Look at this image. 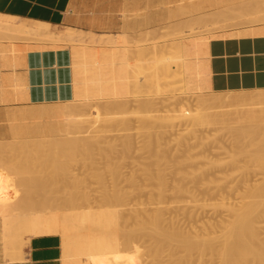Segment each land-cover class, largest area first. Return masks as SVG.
Here are the masks:
<instances>
[{
  "label": "rangeland",
  "instance_id": "rangeland-1",
  "mask_svg": "<svg viewBox=\"0 0 264 264\" xmlns=\"http://www.w3.org/2000/svg\"><path fill=\"white\" fill-rule=\"evenodd\" d=\"M216 1L217 0H162V3L160 5L162 20H161V25L159 27H157L154 30H145L144 32H141L139 36H136V35L127 36L128 40L127 42L124 41V44L123 42H121L120 44L117 43L114 45L113 44L102 45V46H105L106 48H110L113 46L116 48L119 47L118 49H121V48L123 49L122 46H124V48L130 47L129 51L131 52V54L129 51L127 52H129L131 60L129 59V56L127 60H130L128 63L132 64V66L130 67L132 69L128 68L127 78L126 79L124 78L125 80L122 79L124 82L123 81L121 82V79H120L119 81L120 85L122 83H124L125 85L123 84L121 85L123 86L124 90L122 89L121 91H119L117 95L109 96V94H112V92L108 91L110 92L109 94L107 93L108 96H101V94H103L102 90L98 91L96 88L90 89L84 83H80L79 82L80 80L82 81L87 78V79L92 80L93 85L95 87L98 86L97 85L98 81L97 79H95V76H92L91 75L92 73H90L87 70V67H95L97 65L94 63H90V64L84 63L81 65L76 64L75 82H76V86L78 90V94H77L78 98L74 101H76V103L78 102L79 103L76 104L74 101H71V105H73L72 103L74 102L75 106L77 107L79 105H82L84 106L83 107L84 109L90 108L92 109L90 113L91 115L93 114V116L88 115L89 119L88 117H86L87 115L85 116L87 120L86 124H89L88 126L90 125L91 126L90 128L84 130V132H81V133L79 132L76 134L74 133L67 134L66 131L57 132L55 131L57 126H62V123L61 121H59L58 118L54 117V120H52L53 118L50 120V118L49 119H45V118L52 117V116H46V117H42L44 119L39 118L42 120H38V118L36 119L35 117L31 115L33 112L35 111L37 112L39 109H40L39 111L45 110L46 107L48 111H53L55 109H58L54 107L55 104L54 106L53 105H41L43 107H41L40 105L38 106L34 105V108H35L34 111L32 110L33 109L32 106H26V107H21V108L7 109L6 111L0 113V150L2 149V152L4 151L3 153H0V155L2 156L0 157H1V160L3 158L2 160L3 163L6 162L9 165L8 170L7 168L5 169L4 166H6V164L3 165V163L0 160L1 162L0 165H2V167L5 169V171H3L2 174H1L2 170H0V179H3V183L0 184L1 185L0 186V228H1L0 230L2 232V236L6 243L8 242V244H10L11 242L8 239L9 238L8 234L7 233L5 234V231H7V228L5 229L6 226L4 227L5 217H3V215L11 216L18 209L20 211V212L18 211L19 213L17 212L18 214H26L28 212L29 213L34 212V210L37 211L38 209H42L38 211L52 212L54 210L53 212L57 211L59 213L61 212L62 214L63 213L69 214L72 216L83 215L86 212L95 213L97 216L102 213L110 215L108 220L103 221V226L105 227L104 228L105 230L107 231L110 230L111 234L113 232V235L115 237H117L118 235L117 237L118 239L114 237L116 239V242H115V239L113 238L114 242L112 244H105V242H101L104 244L102 245L101 248H99L100 246L98 247V245H94L96 246L94 249H92L93 247L92 248L90 247L89 251L88 250L87 252L84 251L85 253L83 252L81 254L80 252H78L79 254L77 253L78 254L77 255L76 253L73 252L75 255H72L71 257V259H74L72 264H74V262L75 263L81 262V264H222L223 261H224L223 262L224 264L225 263V259H224L225 249L223 253L222 252L223 248L220 249L219 247L223 245L225 241H227V239H225L222 236H226V238L228 237L229 235L228 233L230 232L228 231L227 233L226 229L227 227L228 228L233 227V225L231 224L233 221L229 223L230 222L229 220H234V221L237 220V217L239 216L237 214L240 213L241 211L240 206L242 205L241 204L242 199H243L242 203L244 204L243 216L246 222L252 223L253 226H255L254 228H256L257 226L258 227V229L256 228L257 232H259L258 230L260 228H261L260 231H264V194L259 195L257 193V189H259L260 186L264 185V91L259 90V91H251V92H237L235 93V95L234 93H229V94L224 93L223 95L218 94L217 97L220 96V97L228 98L226 96L228 95L229 97L235 96V98L234 100H232V102L228 104V107L223 109L224 112L220 113V117H218L217 118L218 120H216L218 123L210 120L211 122L214 123L213 124L209 122V120L202 118V114L204 110L203 108H200L201 104H203V102L201 103L200 101H202L201 98L214 99L216 98L217 93L214 94L213 92H210L206 89L204 90L202 89L200 91L199 89L196 90L195 88L197 86H193L194 84L192 85L189 78H186L188 77V74L187 72H185V70L182 73L174 74V73H165L160 68V65L166 64V65H172L171 67L175 70L177 66L176 64H174L175 61L179 63H185V62L187 63V61L189 60L188 58H184V62H183V59L179 58V56H181L184 53L178 52V50L174 49L171 46V44L174 41L181 40V42L184 43L185 41L189 39H193V37H196V36L200 37V35L202 37L205 36L211 39L213 37L220 36L221 34H226L228 32L235 31L237 29L244 28V27H249L251 25L253 27L264 25V21L263 22L259 21L257 22L258 24L257 23H253V24L245 23V22L251 21V19L249 20V18L252 16L254 18L256 17L257 19L259 18V16L264 17L263 16L264 15L263 13L264 12V9H263L264 0H251V3H250V0H247V1L246 0H232V2L229 1L230 2L229 5H228L227 0H225L226 4L224 3V0L219 3ZM252 1L254 2V4H252L253 3ZM255 1H257L258 5L255 4ZM222 2L225 5L223 4L219 5ZM242 3H244L245 5ZM248 3L250 4L248 5ZM235 4L237 7L239 4L240 8L238 7L239 9H236L237 7L235 6ZM226 5H228L230 8L227 7ZM243 5H244V8H243ZM246 5L248 6L249 10L248 8L246 9L245 7ZM251 5L254 7L251 8L252 7ZM225 6L227 7L226 14L228 13V11H229V14H227L224 19L227 18L228 21L223 19L225 13L223 14V16H221L223 20H220V18H217V16H213L217 11L219 12V9L220 11L225 12V10H221L222 8L225 9L224 8ZM232 7L235 8L237 11L239 10L240 13L235 11V9H232ZM254 8H258V9H254ZM230 10H233L231 11L233 14L230 13ZM213 11H215V13ZM241 11H243L244 13L242 12L241 14ZM208 12L210 13V15L211 13H214L213 15H211L213 17H209ZM245 12L247 13L252 12L250 14L251 16H249V14ZM200 14L203 15L202 18L199 17ZM204 14H207L206 15L207 19L205 18V20H204V17H205ZM239 14L241 15L239 16ZM233 15L234 16L238 15V16L233 17ZM230 16H232L233 18ZM254 18L252 19L254 20ZM210 19L215 22L213 24L216 30H214L212 26L213 25L212 21ZM217 19L219 20L217 21ZM262 19L264 20V18ZM215 20L217 21V23L220 21L219 24L220 25L222 24L221 27L219 24L216 23ZM184 21H188V22L185 23ZM193 21H195L196 24L192 23ZM203 21L205 23L206 22L210 23L211 26L210 25L207 26L208 23H206L207 24L206 25L203 23ZM221 21L223 23H221ZM197 22L198 23L200 22L201 24L199 23V25L201 26L202 25L206 26V27L205 26L203 27L204 31L205 30L208 31V27H210L209 31L204 32L201 29L202 28L201 26H199L200 28L198 27ZM230 22L233 24H230ZM190 23H191L190 26H192L190 27V29L192 28V31L189 30L188 28V25ZM193 26L195 29H197L198 27L197 31H199L200 29L199 33L198 32L196 33V31H193L195 30ZM201 30L203 32H201ZM6 31L4 29L3 31L0 30V32H6ZM10 32L12 33V31H9V33ZM188 32L191 34H189ZM212 32L213 34H211ZM68 33L73 34L74 31L70 29ZM18 35L20 36L22 35L23 37L24 34H18ZM228 35H231V33H229ZM22 37H18V38H22ZM116 37L120 38L122 36H119V35L109 36L107 39V42L114 41ZM186 37L187 38L189 37V39H187ZM23 39H29V40L32 39L33 41V37L30 39V36H27V35L26 36L24 35ZM35 39L36 38H34V42H37L40 44L44 43V45H46V43L48 42H54V41L46 40V39H44V41H40L42 39H40L39 41H37L38 39L37 40ZM56 42H61V43H65V44L72 46V44H69L66 41H56ZM82 44H85V43L82 42ZM201 55H204V54H201ZM201 55H200V58L202 57ZM93 58H91V60ZM96 60L101 61L100 59H96ZM116 63L125 64L126 61H122L121 59V60H117ZM142 65H144L146 69ZM138 66L140 67L139 68L140 70L137 69L136 71L135 69ZM130 71L132 74L129 75ZM103 74L105 76L107 72H104ZM104 76H103V79H104ZM116 81L118 80H115L114 82L116 83ZM209 93L210 94L213 93V95L212 94L210 95ZM168 97H173V98L171 99ZM168 100L171 101L172 103L168 102ZM181 100H182V103H184L185 105L180 103ZM81 101H83L82 102L83 104H80ZM144 101L148 104H145ZM84 102L85 104H87V106L89 103H91L93 106L89 105L87 107L84 105ZM101 102H102V105H104L102 107L105 109L107 108L106 109L107 111L102 110V107L99 104ZM68 103L67 105H70ZM141 104H144L145 105L144 107L148 106L147 109L143 108V105L140 106ZM57 105L61 106V104L60 103L56 104V107H59V108H63L64 107L63 105L67 106L66 103L62 104L61 107ZM105 105H108V106H105ZM111 105L112 107L114 106L116 107V108L114 107V109L112 108L113 111L111 110ZM122 105H125L124 108ZM186 105L187 106L189 105V106L187 107ZM98 106L99 108L101 107L100 109L102 111H105L106 113L98 109L97 108ZM184 107L187 109H185ZM189 107L191 108L189 109ZM117 108H119V110ZM125 108H127V110H125ZM21 109L22 111H19ZM28 109L29 110L31 109V111H29ZM97 109L99 110V112H102V114H104L100 116L98 122H97V119H95V117H97L95 116L97 115L95 112L97 111ZM13 111L16 113L15 116H14ZM26 112L27 114H25ZM29 112H32V113H29ZM43 112H46V111H43ZM27 115L29 119L27 117V122H26V118L24 121V117H26ZM32 118H35L36 121L35 120L33 121ZM83 118H80V119H83ZM90 118L92 119V121ZM93 120H96V122L95 121L93 122ZM123 120L125 121L127 120V121L122 122ZM85 121H83L84 125H86ZM32 122H33V125H31ZM15 123L16 124L19 123V125H16ZM25 123L27 125H25ZM39 123L43 125H39ZM44 123H47V124H44ZM29 124L31 126H29ZM114 124L117 128L114 126ZM47 125L50 130H53L54 133L51 131L53 134H51V132L48 133L49 129L47 131L46 129ZM49 125L51 127H49ZM21 127L24 128V131L23 129H21ZM114 128L116 129L114 130ZM13 130L15 131V133L19 131L17 133L18 135L17 134L15 135V133H13ZM43 131L45 133H43ZM55 132L57 134H55ZM22 133L24 134V136H21ZM73 134H74L73 137L75 138L78 137L76 138V140L78 139V142L76 144L77 146H75L76 147L75 150H78V151L81 150L80 148L81 145H83V149L85 146L87 148V144L82 143L83 141L85 142L86 140H88L86 142H89L90 144L92 143L91 140L93 139L94 141L95 137L99 139L97 140L95 138L96 141L94 142L95 143L98 142V143L94 146H92L93 144L92 145L90 144L88 146V149H85V153L88 152V151L86 152V150L90 151L89 153H87V155L88 154L92 155L91 149L95 150L93 151V154H94L93 156L89 157L85 155L87 156V158L89 157L88 159L90 161L88 159L87 160L82 159L83 157H85V156H82L83 151H81L82 153L81 156H79L80 154L79 152L77 153V155L76 154L74 155V157L75 156L82 157L81 159L79 158L78 161H76L77 157H75L76 159H73V160H72L73 157L72 158L70 157L71 159L67 157L68 159H70L69 162L73 161L72 164L68 163L65 160L67 164L66 165L64 164V165L65 166L69 165L71 167L69 168V170L72 169L71 170L72 173L79 175V177L83 179L82 181L78 179V181L80 180L81 182L79 181L77 183L75 182L77 180H73L75 178V175H74V178L71 180L67 178L68 175L67 177L66 175H64L69 181V183H67L68 181L65 180L66 185L68 186L70 182H71V185L74 184L75 186L76 184L77 188H75V190L77 189L76 190L77 192H75V190L73 189V186H71V188H70V185L69 187H63L65 185L63 184V182L65 183V181L63 180L64 176L62 177L60 176V173L58 174V172H61L62 170H64L63 168L65 167V166L61 167L62 164L60 162L62 161L60 160L61 158L59 156L61 152L60 148L62 150V146H63V149H64V146H67L64 149L65 151H67L66 149L68 147H69L68 150L72 149L71 146L73 144L71 145L69 142V139H72V137H68V136H71ZM92 134H94V136ZM118 134L123 138L120 139ZM123 134H126L127 136L126 135L123 136ZM29 135L33 136L34 139ZM38 135L39 137H37ZM48 136L49 137L51 136L52 138L50 137V139H54V140L51 141ZM88 136L91 138H89ZM23 137H26V138L29 137V140L30 138H32L33 141L30 144V142L29 143L27 142L28 138L27 139L24 138V140L26 139L25 141L27 142V144H24ZM40 137L41 138L48 137L47 140L52 142L51 144L49 141H46L44 139L43 140L46 142L41 141V142L46 143V144L44 143L41 144L42 146L43 145L48 146L49 144V149L46 146L40 147L39 146L40 143L38 144V142H36L38 145L35 143L34 140L36 138L37 139L39 138V140H41ZM55 137L56 139L57 138L59 139L56 140ZM83 137L84 139H80ZM150 137H152V139ZM75 138H73V140ZM201 138H202V141H201ZM102 139H103V142H101ZM9 140L12 143H9ZM17 140L18 142L19 141L20 142L16 144ZM126 141H129V142L127 143ZM13 142H14V145H13ZM53 142H56V143L54 144ZM65 143L66 145H64ZM112 143L114 144L112 145ZM9 144H11L12 146H10ZM21 144L23 145V147L25 145L30 144L28 145V147L25 146L21 150L25 149L26 147L27 148L30 147L29 149L31 151V146H32L33 154L34 153L35 154L33 155L31 153V157H29L30 159L24 158L25 156L27 157V155L30 153L23 155L24 153H21L20 152L21 150L19 152L21 153V155L24 156L22 158L19 156L20 154H18V152L15 153L14 151V153L18 154V156L15 155L14 153L13 154L15 156L12 154L11 148L13 147L14 149L15 148L14 146L16 145L18 147L22 146ZM124 144H125V149L127 150H124L123 148ZM35 146H39V148H35V150L40 149V148H45L46 152L47 151L49 152L43 153L44 150L35 151L33 149ZM90 146H91V149H90ZM191 146L193 148H191ZM52 148L54 149L59 148V150L58 149L55 150L57 152L59 151V153H57V155L59 154L58 155L60 158V159L58 158L59 160L53 159L56 153H54L55 151ZM75 150L74 152L72 151L71 152L75 153ZM99 151H101L102 153L104 152V153L102 154ZM126 151L128 153H126ZM40 152H42L43 154L41 153L42 154L41 155ZM63 152L64 151L62 150L61 153ZM4 153H6L5 154L6 156H3ZM52 153L54 154L51 157ZM111 153L113 154V156L110 155ZM160 153H166V156H167L166 159H165V156H162ZM230 153L233 154L235 157V163L232 166H231L232 163L231 164L225 163L231 160L232 155H228ZM107 154H108V157H107ZM38 155L40 157L45 155L46 159H45V156L44 158L42 157L41 159ZM64 155H67V154L64 153ZM159 155H161L162 157L161 156L159 157ZM56 156L55 158H57ZM63 157L64 159H66L65 158L66 156H63ZM112 157H114V159ZM163 157H164V160H163ZM168 158H169V161H168ZM22 159L24 160L22 161ZM52 159L54 160L53 165H52V162H49L50 164L46 163L48 160L51 161ZM95 159L97 161V164L94 161ZM18 160L20 163L18 162ZM107 160H111V161L108 162ZM15 161H17L18 164ZM56 161L58 162L55 164ZM211 161H219V163L224 162L225 165H223L224 163L221 164L223 167L222 169L221 165L219 166L217 162L216 164L218 166L214 165ZM13 162L15 163L13 164ZM23 164L25 166H23ZM54 164L56 165V169L54 168L55 167ZM46 166L50 170L53 167L54 169L53 168L52 169L55 171V173L57 170L59 171H57L56 175L52 176V174H55L54 171L45 170ZM49 166H52V167L50 168ZM57 167L58 168L60 167V168L58 169ZM109 169L110 170L113 169V171H110ZM65 170L68 171L67 169ZM66 171L65 172L63 171L64 174L70 172V171L68 172ZM95 171L98 173L95 174ZM48 172H50V174H48ZM63 172H62V175H63ZM99 172H102L101 175H103L104 177L102 178V180L104 181L97 179L99 177H102L98 175L100 174ZM110 172L114 174H116L117 172L119 174H116V176L112 174L111 176ZM152 172L155 174L158 172H161L164 175V178L166 179L165 181L166 184L164 182V183H160L161 184L160 185L159 184L160 181L158 179H155L156 177H154L155 175ZM146 173H149V174H146ZM150 173L151 175L153 174L152 175L153 178L150 175ZM44 174L49 177V180L45 179ZM57 174L59 178L57 177ZM162 174L158 173V175H161V176ZM94 175L96 176L98 175V177L96 176L94 177ZM51 177L53 179L55 178L56 180L55 179L53 180ZM76 177L79 178L78 176ZM114 177H116L115 181H114ZM132 178L134 179L131 180ZM40 179H42V181ZM1 181L2 180H0V182ZM45 182L47 184L49 183L50 184L47 186ZM26 184H29L28 186H32L31 188L27 187L29 188V190H31L32 188L35 189L37 187L38 190L37 189L35 190L39 191V193H36V195H34L35 193H33L34 191L32 189L31 191L32 195L28 196L30 194H29V190L25 187L27 186ZM115 184L117 186H115ZM162 184H165V185L162 186ZM39 185L41 187H39ZM42 185L43 187L45 185L47 186V187L45 186V190L46 188L47 190L44 191L45 194H47L46 196L43 193L44 189L42 188ZM57 185L58 186L60 185L61 187L60 186L58 187ZM34 186L36 187L34 188ZM49 187L51 188L53 187V188L51 189ZM80 187L82 188V192H83L82 197L84 196V193L85 195L87 193L86 195L87 198L85 200L81 198V191H80L81 188ZM25 188L27 190H25ZM41 188H42V191H41ZM60 188L62 189V191L64 188H66L64 189V191L65 190L66 191L65 192L63 191L64 193H62ZM68 189H71V191L69 192ZM14 191L16 192V194L14 193ZM27 191L28 193H26ZM48 191L49 193H47ZM50 191H51V194L53 193L52 195L50 194ZM71 192H74L75 195L79 199L81 198L82 201L83 200L84 201L82 202L81 200H79V202H82V203L81 204L79 203V206L77 205L76 208L72 207L70 209L71 205L69 208H67L65 204L63 203L68 200L67 198H69L68 196L69 194H71ZM57 193L59 196L57 195ZM105 193L106 194L109 193V196L113 195L115 196V198H118V199L116 200L114 199V201L112 200V202L111 200L107 202V200H105L106 198L104 199V197L108 195H106ZM11 195L12 196L14 195V196L10 198ZM18 197H21L19 199L20 201L26 197L30 199L29 201H31V203H28L29 202L28 199L25 200L26 202L23 199V202L28 205H25L22 201H21L22 202L21 203L22 205H21L20 201H18L16 203L17 205L18 204L19 205L16 206L15 201L18 200ZM38 197H40L41 199ZM46 197H47V200H46ZM57 197L58 198L60 197V198L58 199ZM35 198L37 200H35ZM50 198H52V200ZM44 200H46V202L43 205ZM32 201L35 202V206L37 208H38L37 206L38 204H36L37 201L38 203H41L42 206H45V208H42L41 205H39L40 208L38 209H36V207L34 206L32 207L31 204H34L32 203ZM49 201H51L50 202L51 204L48 203ZM57 201H59V203ZM2 202H6V203H2ZM8 202H10V204ZM225 204L228 206H226ZM231 204L234 206L232 209L234 210L235 208L237 214L234 212L235 210L234 211L230 210L231 212L229 211L228 207H232ZM8 205L11 206V208H8L9 207ZM27 206L31 207L33 210L29 209V207L27 208ZM248 207H252V210H253V207L254 208L256 207V208L254 212L252 211L251 213L249 212ZM22 208L23 209L25 208V209L23 210ZM63 208L64 209L67 208V209L64 210ZM232 211L236 215H233ZM113 215H115V220L117 223H114V221L112 220L111 217ZM156 216L157 218L159 217V219L156 218V220H159V221L158 222L154 221V224H152L149 218L156 217ZM234 217H236V220L233 219ZM148 219L151 222V224L150 222H147ZM226 220H228L229 222ZM159 222L161 224H159ZM155 223L156 225H158V228L159 227L161 228L160 232L157 230V228L155 229L157 230V232H159L157 233L158 235L154 233V229L152 226V225H155ZM237 223L240 224L239 222ZM237 223L236 225H238ZM226 224L228 225L227 227H225ZM229 224L232 225V227ZM223 226L225 229H223ZM240 227L242 226L240 225ZM245 227L250 228V226H244V228ZM238 228L239 226L234 228V230L237 229L236 232L237 231L240 232ZM241 229H243V227ZM174 230L176 232H174ZM177 230H179L180 233L182 232L184 235H187L186 238H183L184 236L181 234L182 237L180 235L181 237L180 240L170 239L172 237L176 238V236L179 234V233L175 234L177 233ZM224 230L228 235L224 234L225 232L224 233L222 232ZM247 230L245 232V229H243L245 233H249V231L247 232ZM249 230H252V229L250 228ZM127 231H132L134 232L133 234H135L133 235V237L135 236L133 238V241L131 239V243H130V238L132 237L131 236L132 233L130 232L127 233ZM171 231H173L174 233ZM170 232L173 233V236L171 235ZM231 232H233V230ZM238 232L237 234L235 233L234 235H238ZM129 233L131 235H128V236H131V237H127V235H124V234H129ZM233 233H230V235L231 234L233 235ZM167 235L168 237L170 235L172 237L168 238ZM243 235L245 238L246 234L244 233L242 235H238L239 236L238 238L240 239L241 237L242 239ZM251 236H253V233ZM259 236H261L262 238H260V240H257L258 239L257 237L255 240V239H252L249 234L250 241L248 238V234L245 239H242V241H239L238 238H233L235 239V241H237V239L239 241V248H238V245L236 246L238 250L235 247V251H239V252H236V255H238L239 253L236 263L235 261H233L234 260L233 258H236V257H232V258L229 257L231 258L233 263L235 264H264V232L262 233V235L259 234ZM125 237L127 238V241H128L127 243L125 241L126 239ZM180 237L177 236V238H180ZM223 238H224V241L222 243ZM15 239L17 240V238L15 237L12 243L14 242L16 244ZM192 241H195V242H192ZM208 241H210V243L213 245L211 246L210 244H207L209 246L207 247L205 242H208ZM231 241L232 239L230 237V239L228 238L227 243ZM235 241H232V242L236 243ZM128 243L131 245L129 246ZM194 243L195 244L197 243L198 246L200 245L199 247H197V249L199 248L198 250L195 248V246L197 245H194ZM227 243H225L224 245L226 246ZM117 244L119 245V247L117 246ZM185 244L187 246L189 245L188 246L189 248L186 247ZM126 245L129 247V249L126 247ZM64 246H65V243H64ZM213 246L215 248L212 249ZM200 247L201 248L203 247V248L200 249ZM204 249L206 250L202 251ZM222 253H223V256H222ZM232 255L234 256V253ZM232 255H228V256H232ZM64 264H71V263L70 262L66 263L64 261Z\"/></svg>",
  "mask_w": 264,
  "mask_h": 264
},
{
  "label": "crops",
  "instance_id": "crops-1",
  "mask_svg": "<svg viewBox=\"0 0 264 264\" xmlns=\"http://www.w3.org/2000/svg\"><path fill=\"white\" fill-rule=\"evenodd\" d=\"M161 3L162 0H0V15L15 24L27 25L33 33L52 38H80L91 44L107 42L109 36L122 33L139 36L145 30L156 29L162 20ZM66 29L74 33L56 32ZM244 29L231 31L236 36L228 32L209 40L207 54L200 58L210 75L206 90L264 91V33L247 36ZM5 35L1 36L0 32V113L33 103L50 105L78 98L71 45L48 42L46 47H39L41 44L32 40L17 39L16 34L8 39ZM20 242L21 239L10 244L15 245L17 254L21 247L24 254H19L24 258L19 255L18 259L16 254L10 258L9 249L16 253L15 248L11 249L13 246L5 242L0 230V264H64V241L60 235L31 236L23 248L18 247Z\"/></svg>",
  "mask_w": 264,
  "mask_h": 264
},
{
  "label": "bare ground",
  "instance_id": "bare-ground-1",
  "mask_svg": "<svg viewBox=\"0 0 264 264\" xmlns=\"http://www.w3.org/2000/svg\"><path fill=\"white\" fill-rule=\"evenodd\" d=\"M221 1H223V0H217L216 2H221ZM228 1V5H229V1H231L232 2V0H227ZM247 1V0H246ZM245 1V2H246ZM215 2V3H216ZM226 1L224 0V3H225ZM244 2V1H243ZM253 2V1H252ZM259 2V1H258ZM214 3V4H215ZM223 2L222 3H220L219 5H221V4H223V5H225ZM247 3V2H246ZM250 3H251V0H250ZM250 3H248V5L250 4ZM217 4V3H216ZM242 4H244V3H242ZM252 4H254V2L252 3ZM255 4H257L258 5V3H257V1H255ZM228 5H226L227 7H229ZM240 5H241V3H240ZM245 5V4H244ZM244 5H243V8H244ZM259 5H260V3H259ZM224 7L225 9H221V10H225V12L224 11H220V9H219V12L217 11L216 13H215V11H213L214 13H211V15H213V16H217V18H220V20H223L225 17H226V15L227 14H229V11H228V13L226 14V8L227 7ZM235 6H236V4H235ZM252 6V5H251ZM234 7V6H233ZM232 7V9H235V8H233ZM237 7V6H236ZM238 7H239V4H238ZM236 8V9H239V8ZM241 7H242V5H241ZM246 7V9L248 8V6L246 5L245 6ZM250 7V6H249ZM254 6H252L251 8H253ZM257 7V6H256ZM261 7V6H260ZM230 8V7H229ZM243 8H241V9H243ZM235 9V11H237ZM240 9V10H241ZM254 9H258V8H254ZM260 9V8H259ZM264 9V8H263ZM262 9V10H263ZM248 10H249V8H248ZM231 11H233V10H230V13L231 14H233ZM251 11H253V10H251ZM259 11V10H258ZM261 11V10H260ZM211 12V11H210ZM237 12H239V10L237 11ZM242 12L243 11H241V14H242ZM255 12V11H254ZM262 12V11H261ZM209 13V12H208ZM225 13V14H224ZM240 13V12H239ZM244 13V12H243ZM245 13H247V12H245ZM252 12H250V13H247V14H249V16H251L250 14H251ZM264 13V12H263ZM222 14V15H221ZM223 14H224V17H223V19L221 18V16H223ZM230 14V15H231ZM238 14V13H237ZM241 14H239V16L241 15ZM246 14V15H247ZM256 14H257V12H256ZM206 15L207 14H204V20H205V18H206ZM210 15V13H209V17H213V16H211ZM263 15V14H262ZM199 16V15H198ZM229 16V15H228ZM236 16V15H235ZM234 15H233V17H235ZM238 16V15H237ZM236 16V17H237ZM243 16H244V14H243ZM254 16H255V14H254ZM264 16V15H263ZM197 17V16H196ZM200 18H202L203 17V15L202 14H200V16H199ZM198 17V18H199ZM208 17V16H207ZM230 17H232V16H230ZM232 17V18H233ZM258 17V16H257ZM261 17V18H260ZM193 18V17H192ZM252 18H254L253 16L252 17H250L249 18V20L251 19V21H248V22H245V23H247V24H249V23H257V22H263L264 20L262 19V18H264V17H262V16H259V18L257 19L256 17V19L254 18V20L252 19ZM189 19H190V17H189ZM197 19V18H196ZM207 19V18H206ZM229 19V18H228ZM237 19V18H236ZM235 19V20H236ZM201 20H203V19H201ZM209 20V19H208ZM211 20V19H210ZM219 19H217V21H218ZM224 20H227V18L226 19H224ZM230 20V19H229ZM262 20V21H261ZM198 21H200V20H198ZM212 21V20H211ZM216 21V20H215ZM217 21H216V23H217ZM228 21V20H227ZM185 23L186 22H188V21H184ZM190 22H191V20H190ZM220 22V21H219ZM219 22L217 23V24H219ZM235 22V21H234ZM192 23H194V24H196L195 23V21H193ZM200 23V22H199ZM199 23L197 22V24H198V27L199 26H201V25H199ZM203 23L204 24H206V23H208V22H204L203 21ZM213 23H215L214 21H212V24ZM221 23H223L222 21H221ZM229 23V22H228ZM236 23V22H235ZM239 23V22H238ZM237 23V24H238ZM244 23V22H243ZM243 23H241V24H243ZM194 24H192V25H194ZM201 24V23H200ZM216 24V25H217ZM230 24H233V23H231L230 22ZM258 24V23H257ZM256 24V25H257ZM175 25H176V23H175ZM180 25V24H179ZM188 25V24H187ZM191 25V23L188 25V28H189V30H191L192 31V28L190 29V27H192V26H190ZM207 25V24H206ZM211 26V24L210 23H208V25L207 26ZM220 25V24H219ZM222 25V24H221ZM221 25H220V27H221ZM197 26V25H196ZM205 25H202L201 27V29L204 31V29H203V27H204ZM213 26V28H214V30H216L215 29V26H214V24L212 25ZM229 26H231V25H229ZM235 26V25H234ZM234 26H232V27H234ZM198 27H197V29H198ZM206 27V26H205ZM218 27V26H217ZM220 27H219V29H220ZM225 27V26H224ZM258 27H260V26H258ZM3 28H5L4 30L6 31V32H8V34H9V31H12V33L10 32V34L8 35V34H6L5 35V32H3V34L5 35V37H6V39H8L7 37H9V36H14L13 34H16V36H18V37H22V35L20 36V35H18V34H24L25 36L27 35V36H30V39L33 37V41H34V38H36L35 40H37V41H39L40 39H42V40H40V41H44V39H46V40H51V41H54V42H56V41H66V42H68L69 44H72V50H73V58L75 59V61H74V63L75 64H79V65H81V64H90V63H94V64H96L97 66H95V67H87V70L90 72V73H92L91 75L92 76H95V79H97V81H98V83H97V85L98 86H94L93 85V82H92V80H90V79H84V80H80L79 82L80 83H84L87 87H89L90 89L91 88H96L98 91H103V94H101V96H108V94L110 93V92H108V91H111L112 92V94H109V96H114V95H117V93L119 92V91H121L122 89H123V86H121L122 84L123 85H125L124 83H122L121 85H120V83H119V81H120V79H121V82L123 81L122 79H126L127 78V72H128V68H130L131 66H132V64H130V63H128L130 60H131V58H130V54H131V52L129 51L130 49V47L129 48H124V46H122L123 47V49L121 48V49H118V48H116V47H110V48H106L105 46H102V45H104V44H120L121 42H123V44H124V41L125 42H127V35H123V33H122V35L120 34L119 36H122V37H116V39L114 40V41H110V42H104V43H91V44H89V43H85L82 39H80V38H69V39H63V38H61V37H59V38H52L50 35H41L40 33H33L31 30H30V28L27 26V25H24V24H15V23H13L12 21H11V19L10 18H7V17H5V16H1L0 15V30H2L3 31ZM193 28H194V26H193ZM200 28V27H199ZM209 28L210 27H208V31H209ZM212 28V27H211ZM223 28V27H222ZM246 28V27H245ZM195 29V28H194ZM197 29H195V30H193V31H196V33L198 32L199 33V31H200V29H199V31H197ZM244 29V28H243ZM72 30V29H71ZM201 30V32H203ZM245 31H246V33H247V36H248V34H250L251 33V35H253L252 33H256V32H259V33H264V25H262V27H260V28H256V26L255 27H253L252 25L251 26H249V29L248 30H246V29H244ZM68 31H70V29H66L65 31H56V32H58V34H60V35H62L63 33H65V32H68ZM72 31H74V30H72ZM208 31H204V32H208ZM212 31V30H211ZM242 32V31H241ZM240 31L238 32V33H241ZM189 33V32H188ZM218 33H220V32H218ZM50 34H52V33H50ZM189 34H191V33H189ZM189 34H187V35H189ZM211 34H213V32L211 33ZM235 35L236 34V32H231V35ZM4 35H2V32H1V36H4ZM8 35V36H7ZM24 35H23V37L22 38H24ZM128 35H129V33H128ZM205 35H206V33H205ZM246 35V34H245ZM251 35H249V36H251ZM194 36V35H193ZM236 36V35H235ZM240 36V35H239ZM243 36V35H242ZM18 37H17V39H18ZM12 37H10V39H11ZM26 38H28V37H26ZM187 38V37H186ZM185 38V39H186ZM222 38V37H221ZM9 39V40H10ZM187 39H189V37L187 38ZM12 40H15L14 38H12ZM20 40V39H19ZM32 40V39H31ZM209 40H210V38H207V37H205V36H201L200 35V37H198V36H196V37H193V39H189V40H187V41H185L184 43L183 42H181V40L179 41H174L172 44H171V46L174 48V49H176V50H178V52H183L184 54H182L181 56H179V58H181V59H183V62H184V58H188L189 60L187 61V63L185 62V63H179V62H177V61H175V63L174 64H176L177 66H176V68H175V70L171 67L172 65H160V68L165 72V73H182L184 70H185V72H187V74H188V77H186V78H189V80L191 81V83H192V85L193 86H197L195 89L197 90V89H199V91L200 90H204L205 88H208V85H207V77L208 76H210L209 74L207 75V71H206V68L202 65V64H204V63H200V62H202V60L200 59V55L201 54H207V53H205V52H207L208 50V48H207V45H208V43H209ZM93 41V40H92ZM82 42L83 43H85V44H82ZM34 44V43H33ZM40 44V43H39ZM42 44V43H41ZM47 44V43H46ZM97 44V45H96ZM128 44H129V42H128ZM15 45V44H14ZM36 45V44H35ZM49 45V44H48ZM51 45H53V44H51ZM51 45H49V46H51ZM64 45H66V44H64ZM63 46V45H62ZM67 46V45H66ZM39 47H46V46H44V43L41 45V46H39ZM48 47V46H47ZM53 47V46H52ZM58 47H60V46H58ZM37 48V47H36ZM54 48V47H53ZM61 48V47H60ZM29 49H31V48H29ZM28 49V50H29ZM32 49H34V48H32ZM38 49V48H37ZM41 49H43V48H41ZM127 51H129L130 52V54H129V52H127ZM132 51V50H131ZM129 54V55H128ZM128 56H129V59L130 60H127L128 59ZM132 56V55H131ZM201 56H203V55H201ZM207 56V55H206ZM94 57V58H93ZM91 58H93L92 60H91ZM84 61H83V60ZM96 59H100L101 61H98V60H96ZM122 59V61H126V63L124 64V63H122V64H118V63H116V61L117 60H121ZM201 61H200V60ZM204 59V58H203ZM82 60V61H81ZM187 60V59H186ZM87 61V62H86ZM109 62H111V63H109ZM109 63V64H108ZM132 63V62H131ZM207 65V64H206ZM145 69H146V67L144 66V65H142ZM140 67L138 66L135 70L137 71V69H139ZM130 69H132V68H130ZM129 69V70H130ZM140 70V69H139ZM143 70V69H142ZM104 72H107V74H105V76H104ZM209 73V72H208ZM126 74V75H125ZM130 74H132L131 73V71H130V73H129V75ZM123 75V76H122ZM103 76H104V79H103ZM129 78V77H128ZM124 79V80H125ZM210 79V78H209ZM115 80H118V81H116V83L117 84H119V85H117L114 81ZM124 82V81H123ZM208 83H209V80H208ZM211 85V84H210ZM26 86V85H25ZM103 87H104V89H103ZM26 88V87H25ZM74 88H75V86H74ZM124 90V89H123ZM105 92H106V94H105ZM210 92H212V91H210ZM228 92V91H227ZM108 93V94H107ZM205 93V92H204ZM208 93V92H207ZM234 93V92H233ZM200 94V93H199ZM201 94H203V93H201ZM210 94V93H209ZM212 95H213V93H211ZM210 94V95H211ZM215 94V93H214ZM218 94H224V92L222 93H217V95H216V98H214V99H205V98H201L202 99V101H200L201 103L203 102V104H201V106H200V104H199V106H200V108H203V114H202V118H204V119H207V120H209V122H211L210 120H212V121H214V122H216V123H218L216 120H218L217 118L218 117H220V113L221 112H224V108H226V107H228V104L230 103V102H232V100H234V98H235V96H232V97H229L228 95H226L228 98H226V97H217L218 96ZM227 94H229V92L227 93ZM119 95H120V93H119ZM234 95H235V93H234ZM204 96V95H203ZM117 97V96H116ZM168 98H173V97H168ZM187 98V97H186ZM164 99H166V98H164ZM200 99V100H201ZM22 100V99H21ZM26 100V99H25ZM113 100H115V99H113ZM119 100V99H118ZM186 100V99H185ZM101 101V100H100ZM105 101V100H104ZM165 101V100H164ZM187 101V100H186ZM185 101V102H186ZM75 103H76V101H74ZM72 103L73 105H71V102L70 103H68V102H65L66 103V105H67V103L68 104H70V105H67V106H65V105H63L64 107L63 108H59V107H56V103H55V106H54V104H50V105H53L55 108H58V109H55V110H53V111H48V109H47V107H46V109L45 108H43V109H45V110H43V111H46V112H43L42 110L41 111H35V112H33L34 111V103L32 104V105H30V106H32L33 107V113L32 112H29V113H32L31 115L33 116V117H35L36 119L38 118V120H42V119H44V118H42V117H46V116H52V117H47V118H45V119H49L50 118V120L52 119V120H54V117L55 118H58L59 119V121H61V123H62V126H57V128H56V130L55 131H57V132H62V131H66V133L68 134V133H74V134H76V133H81V132H84V130H86V129H88V128H90V126H88L89 124H86L87 123V120H86V117H88V115H90V116H93V114L91 115V110L92 109H90V108H83L84 106H82V105H79L78 107L77 106H75V103ZM83 101H81L80 102V104H83L82 103ZM145 102V101H144ZM149 102V101H148ZM168 102H171V101H169L168 100ZM199 102V103H200ZM79 103V102H78ZM78 103H76V104H78ZM89 103V102H88ZM110 103V102H109ZM112 103V102H111ZM113 103H114V101H113ZM152 103H154V102H152ZM164 103V102H163ZM172 103V102H171ZM180 103L181 104H184V103H182V100L180 101ZM58 104V103H57ZM61 104V106H62V104H64V103H60ZM100 105H101V107L102 106H104V105H102V102L101 103H99ZM105 104V103H104ZM145 104H148V103H146L145 102ZM151 104V103H150ZM149 104V105H150ZM186 104H188V103H186ZM195 104V103H194ZM37 104H35V106H36ZM44 105V104H43ZM48 105V104H47ZM84 105L85 106H87V104H85V102H84ZM89 105H92L91 103H89L88 104V106ZM97 105V104H96ZM120 105H121V103H120ZM143 105V108H146L147 109V107H144L145 105L144 104H141L140 106H142ZM152 105H154V104H152ZM151 105V106H152ZM185 105V104H184ZM193 105V104H192ZM196 105V104H195ZM38 106V105H37ZM41 106V105H40ZM39 106V107H40ZM57 106H60V105H57ZM60 106V107H61ZM82 106V107H81ZM87 106V107H88ZM93 106V105H92ZM105 106H108V105H105ZM123 106V108H124V106L125 105H122ZM150 106V107H151ZM169 106V105H168ZM187 106V105H186ZM189 106V105H188ZM187 106V107H188ZM198 106V105H197ZM196 106V107H197ZM39 107H37V108H39ZM41 107H43V106H41ZM40 107V108H41ZM100 107V108H101ZM115 107V106H114ZM114 107H112V105H111V110H112V108L114 109ZM119 107V106H118ZM149 107V108H150ZM181 107H182V105H181ZM51 108H52V106H51ZM98 109H100L99 108V106L97 107ZM116 108V107H115ZM122 108V109H123ZM185 108V107H184ZM191 107H189V109H190ZM42 109V108H41ZM97 109V111H95L96 112V114L97 115H95V116H97V117H95V119H97V122H98V120H99V118H100V116L101 115H104V114H102V112H105V111H107L105 108H103L102 107V110H105V111H102L101 109V111L102 112H99V110ZM109 109V108H108ZM118 110H119V108H117ZM121 109V108H120ZM129 109V108H128ZM145 109V110H146ZM185 109H187V108H185ZM188 109V110H189ZM24 110V109H23ZM29 110V109H28ZM125 110H127V108H125ZM149 110V109H148ZM160 110V109H159ZM187 110V111H188ZM19 111H22V109L21 110H19ZM27 111V110H26ZM29 111H31V109L29 110ZM48 111V112H47ZM113 111V110H112ZM147 111V110H146ZM191 111V110H190ZM14 112V111H13ZM95 112H94V114H95ZM23 113V112H22ZM21 113V114H22ZM106 113V112H105ZM118 113V112H117ZM25 114H27V112L25 113ZM24 114V115H25ZM109 114H110V112H109ZM119 114V113H118ZM13 115V114H12ZM16 115V113L14 112V116ZM87 115V116H86ZM20 116V115H19ZM22 116V115H21ZM81 116V117H80ZM86 116V117H85ZM27 117H28V115L26 116V117H24V121H25V118H26V122H27ZM79 117V118H78ZM84 117V118H83ZM35 118H32V120L34 121H36V119ZM39 118H42V119H39ZM80 118H83V119H80ZM92 118V117H91ZM90 118V119H91ZM124 118V117H123ZM22 119V118H21ZM28 119H29V117H28ZM57 119V120H58ZM88 119H89V117H88ZM94 119V118H93ZM108 119V118H107ZM126 119V118H125ZM162 119V118H161ZM31 120V119H30ZM31 120V121H32ZM38 120H37V122H38ZM82 120V121H81ZM86 120V121H85ZM129 120V119H128ZM147 120V119H146ZM44 121V120H43ZM79 121H81V122H79ZM83 121H85V124L86 125H84V123H83ZM90 121V120H89ZM91 121H92V119H91ZM96 122V120H93V122ZM101 121V120H100ZM116 121V120H115ZM119 121V120H118ZM125 120H123L122 122H124ZM127 121V120H126ZM125 121V122H126ZM149 121H151V120H149ZM46 122V121H45ZM53 122V121H52ZM110 122V121H109ZM135 122V121H134ZM148 122V121H147ZM160 122V121H159ZM163 122V121H162ZM161 122V123H162ZM21 123V122H20ZM31 123V122H30ZM34 123H36V122H34ZM42 123V122H41ZM48 123V122H47ZM47 123H44V124H47ZM61 123H59V124H61ZM89 123H91V122H89ZM103 123V122H102ZM112 123V122H111ZM115 123V122H114ZM211 123H213V122H211ZM16 124V123H15ZM50 124H51V122H50ZM54 124V123H53ZM59 124H57V125H59ZM117 124V123H116ZM214 124V123H213ZM13 125V124H12ZM16 125H19V123H17ZM15 125V126H16ZM25 125H27L26 123H25ZM25 125H24V127H25ZM31 125H33V122H32V124ZM30 124H29V126H31ZM36 125H38V124H36ZM39 125H43V124H40L39 123ZM55 125V124H54ZM94 125V124H93ZM122 125H124V124H122ZM126 125H128V124H126ZM151 125V124H150ZM11 126V125H10ZM20 126H21V124H20ZM100 126V125H99ZM114 126H115V124H114ZM113 126V127H114ZM49 127H51L50 125H49ZM95 127V126H94ZM111 127V126H110ZM116 127V126H115ZM20 128V127H19ZM93 128V127H92ZM117 128V127H116ZM116 128H114V130L116 129ZM124 128V127H123ZM133 128V127H132ZM21 129H23V131H24V128H22L21 127ZM47 131H48V125H47ZM119 129V128H118ZM11 130V129H10ZM44 130V129H43ZM124 130V129H123ZM129 130H130V128H129ZM181 130V129H180ZM53 132V130H50L49 129V131H48V133L49 132ZM12 132V131H11ZM19 132V131H18ZM17 132V133H18ZM51 132V134H53ZM87 132V131H86ZM13 133H15V131L13 130ZM17 133H15V135L17 134ZM43 133H45L44 131H43ZM65 133V132H64ZM89 133V132H88ZM91 133V132H90ZM55 134H57L56 132H55ZM62 134V133H61ZM74 134L73 135H71V136H68V137H72V139H69V142H70V144L72 145V146H74V147H72L71 146V148L73 149H71V150H68L69 149V147L66 149L67 151H65L64 149L67 147V146H64V149H63V146H62V150L64 151L63 153H61L62 152V150H61V148H60V158H59V156L57 155V153H59V151L57 152V151H55V150H59V148H57V149H54V148H52L55 152L54 153H56V155H54V160L56 159V160H61L62 162H60L62 165H61V167H63V166H65L66 164H67V162L68 163H73V161H70L69 162V160L72 158V160L73 159H76L75 157H77V159H76V161H78V159L80 158H82V157H78V156H75L74 157V155L76 154L77 155V153L79 152L80 154H79V156H81V151H83V155L82 156H85V155H87V153H89L90 151L89 150H86V152L87 153H85V149H88V146L91 144H93L92 146H94V145H96L98 142H94V141H96L95 140V138H94V141H93V139L91 140V142L92 143H90L89 144V142H86V141H88V140H86L85 142L83 141L82 143H84V144H87V148H86V146L84 147V149H83V145H81V150L80 151H78V150H75L76 149V147L75 146H77L76 144H77V142H78V139L76 140V138H78V137H73L74 136ZM18 135V134H17ZM93 136H94V134H92ZM119 135V134H118ZM126 134H123V136H125ZM152 135V134H151ZM12 136H13V134H12ZM21 136H24V134L22 133V135ZM25 136H26V134H25ZM29 136H31V135H29ZM45 136H46V134H45ZM52 136V135H51ZM50 136V137H51ZM53 136H55V135H53ZM57 136V135H56ZM78 136V135H77ZM113 136V135H112ZM127 136V135H126ZM159 136V135H158ZM32 138H33V136H31ZM34 137H36V136H34ZM37 137H39V135L37 136ZM42 137V136H41ZM40 137V139L41 140H39V138L37 139H35L34 141H35V143L36 142H38V144L40 143V147H45L44 145L42 146L41 144H43L44 142H46V141H49V140H47V138L49 137H44V138H41ZM50 137H49V139H50ZM61 137V136H60ZM63 137V136H62ZM65 137V136H64ZM85 137H87V136H85ZM89 137V136H88ZM117 137V136H116ZM204 137V136H203ZM15 138H17V137H15ZM20 138H22V137H20ZM24 138H26V137H23V140H24ZM28 138V140H27V142L29 143L30 142V144H31V142L33 141L32 140V138H30V140H29V137H27ZM26 138V139H27ZM46 138V139H45ZM52 138V137H51ZM73 138H75L74 140H73ZM89 138H91V137H89ZM119 138L121 139V138H123V137H121L120 135H119ZM151 139H152V137H150ZM149 138V139H150ZM155 138V137H154ZM25 139V140H26ZM34 139V138H33ZM46 140V141H44V140ZM55 139H56V137H55ZM57 139H59V138H57ZM56 139V140H57ZM63 139V138H62ZM80 139H84V137L83 138H80ZM79 139V140H80ZM86 139V138H85ZM97 140H99L98 138H96ZM118 139V138H117ZM126 139V138H125ZM130 139V138H129ZM161 139V138H160ZM23 141V143L24 144H27V142L26 141ZM38 140V141H37ZM51 141L52 140H54V139H50ZM55 140V141H56ZM67 140V139H66ZM90 140V139H89ZM101 140V139H100ZM105 140V139H104ZM127 140V139H126ZM132 140V139H131ZM155 140V139H154ZM41 141H44V142H41ZM51 141H49L51 144H52V142ZM122 141V140H121ZM125 141V140H124ZM123 141V142H124ZM134 141V140H133ZM201 141H202V138H201ZM20 142V141H19ZM18 142V140L16 141V144L17 143H19ZM26 142V143H25ZM67 142V141H66ZM95 144H94V143ZM101 142H103V139H102V141ZM113 142V141H112ZM127 143L129 142V141H126ZM6 143V142H5ZM8 143V142H7ZM9 143H12L10 140H9ZM54 144L56 143V142H53ZM80 143H81V141H80ZM100 143V142H99ZM125 143V142H124ZM131 143V142H130ZM134 143V142H133ZM146 143V142H145ZM155 143H156V141H155ZM4 144V143H3ZM30 144H28V145H30ZM37 144V143H36ZM37 144V145H38ZM44 144H46V143H44ZM50 144V145H51ZM58 144H59V142H58ZM58 144H57V146H58ZM68 144V143H67ZM70 144H69V146H70ZM114 143H112V145H113ZM202 144V143H201ZM8 145V144H7ZM10 146H12L11 144H9ZM13 145H14V142H13ZM22 145V144H21ZM28 145H25V146H27L28 147ZM64 145H66V143L64 144ZM155 145V144H154ZM203 145V144H202ZM9 146V147H10ZM17 146V145H16ZM16 146H14L15 148V150L13 149V147L11 148V152H12V154L14 153V151H15V153H17L18 152V154H20L19 156L22 158V157H24L23 155H26V154H28V153H30V154H28L27 155V157L25 156L24 158H28V159H30L29 157H31V153L33 154V151H32V146H31V151H30V147L29 148H25V149H23V150H21L22 148H24L23 147V145L22 146H19V147H21V148H19L18 146H17V148H16ZM39 146H35L33 149L35 150V148H39ZM80 146V145H79ZM124 147V150H127V149H125V144L123 145ZM127 146V145H126ZM148 146V145H147ZM146 146V147H147ZM150 146V145H149ZM157 146V145H156ZM155 146V147H156ZM46 147H48V149H49V144H48V146H46ZM128 147V146H127ZM97 148V147H96ZM115 148H116V146H115ZM191 148H193L192 146H191ZM191 148H190V150H191ZM8 149V148H7ZM12 149H13V151H12ZM90 149H91V146H90ZM157 149V148H156ZM10 150V149H9ZM21 150V151H20ZM25 150V151H24ZM37 150H40V151H42V150H44L43 151V153L45 152V153H47V152H49V151H47L46 152V149L45 148H40V149H36L35 151H37ZM74 150H75V153H72V152H74ZM159 150V149H158ZM1 152L0 153H3L2 152V149L0 150ZM24 153L23 155H21V153ZM24 151V152H23ZM27 151V152H26ZM28 151H30V152H28ZM50 151H52V150H50ZM72 151V152H71ZM77 151V152H76ZM91 151H92V155L90 154H88L87 156H89V157H91V156H93L94 154H93V151H95V150H92L91 149ZM107 151H109V150H107ZM161 151V150H160ZM9 152V151H8ZM10 152V153H11ZM26 152V153H25ZM70 152V153H69ZM99 152H101V151H99ZM113 152V151H112ZM116 152V151H115ZM9 153V154H10ZM14 153V154H15ZM42 152H40V154H41ZM42 153V154H43ZM51 153V152H50ZM54 153H52L51 154V157L53 156V154ZM64 153H66L67 155H64ZM69 153V154H68ZM85 153V154H84ZM102 153V152H101ZM104 153V152H103ZM102 153V154H103ZM108 153V152H107ZM124 153V152H123ZM126 153H128L127 151H126ZM229 153V152H228ZM6 153H4V155L3 156H6L5 155ZM13 154V155H14ZM18 154H15V155H17L18 156ZM35 154V153H34ZM33 154V155H34ZM41 154V155H42ZM101 154V155H102ZM125 154V153H124ZM162 156H165V159H166V153H160ZM163 154H165V155H163ZM14 155V156H15ZM30 155V156H29ZM66 156L65 158L66 159H64V157L63 156ZM111 156H113V154L111 153L110 154ZM161 155H159V157L161 156ZM228 155H232V157H231V160H229V162H225V163H229V164H231V166L235 163V157H234V155L233 154H228ZM1 156V155H0ZM16 156V157H17ZM39 156V155H38ZM37 156V157H38ZM45 156V155H44ZM44 156H42L43 158H44ZM55 156L57 157V158H55ZM63 157V159H62V157ZM87 156H85V157H83L82 159H84V160H87L88 158H87ZM104 156H106V155H104ZM161 156V157H162ZM2 157V156H1ZM1 157H0V160H1ZM40 157V156H39ZM42 157H40L41 159H42ZM67 157H71L70 159H68ZM107 157H108V154H107ZM106 157V158H107ZM110 157V156H109ZM5 158V157H4ZM59 158V159H58ZM86 158V159H85ZM113 159H114V157H112ZM229 158V157H228ZM7 159H8V157H7ZM12 159V158H11ZM45 159H46V156H45ZM52 159V160H53ZM2 160H3V158H2ZM2 160H1V162H2ZM5 160V159H4ZM13 160V159H12ZM21 160V159H20ZM24 159H22V161H23ZM47 161L46 163H49V162H52V165H53V163H54V160L53 161ZM67 162H66V161ZM89 160V159H88ZM163 160H164V157H163ZM9 161V160H8ZM22 161H21V163H22ZM45 161V160H44ZM80 161V160H79ZM90 161V160H89ZM95 162H96V164H97V161H96V159L94 160ZM108 162L109 161H111V160H107ZM168 161H169V158H168ZM222 161V160H221ZM224 161V160H223ZM1 162H0V164H1ZM16 163H17V161H15ZM15 162H13V164L15 163ZM18 162H19V160H18ZM58 161H56L55 162V164L57 163ZM64 162V163H63ZM66 162V163H65ZM93 162V161H92ZM214 165H216V166H218L217 164H216V162L219 164V166L221 165V164H223V163H219V161H211ZM215 162V163H214ZM3 163V162H2ZM20 163V162H19ZM225 163L223 164V165H225ZM4 164H6V166H4L5 167V169L7 168V170H8V168H9V165L6 163V162H4L3 163V165ZM18 164V163H17ZM44 164V163H43ZM50 164V163H49ZM54 164V165H55ZM65 164V165H64ZM95 164V165H96ZM107 164V163H106ZM114 164V163H113ZM94 165V166H95ZM108 165V164H107ZM17 166V165H16ZM22 166V165H21ZM23 166H25L24 164H23ZM60 166V165H59ZM93 166V167H94ZM0 167H2V165H0ZM13 167V166H12ZM27 167V166H26ZM50 168L52 167V166H49ZM67 167V168H66ZM96 167V166H95ZM117 167V166H116ZM221 167H222V165H221ZM220 167V168H221ZM11 168V167H10ZM53 168V167H52ZM51 168V170L49 169V168H47V166L45 167V170H49V171H54L53 169L55 168L56 169V165H55V167L52 169ZM58 168V167H57ZM60 168V167H59ZM58 168V169H59ZM69 168H71L69 165H67V166H65L63 169L64 170H60L61 172H58V174L60 173V176H64V175H66V177H67V175H68V177L67 178H69L70 180L71 179H73L74 178V175H75V178L73 179V180H77V181H75V182H79L80 180L82 181L83 179H81L80 177H79V175H77V174H74V173H72V169H70L69 170ZM219 168V167H218ZM5 169L2 167V168H0V170H2V172H1V174L3 173V171H5ZM15 169V168H14ZM43 169H44V167H43ZM65 169H67L68 171H70V172H68V171H66ZM97 169V168H96ZM222 169H223V167H222ZM221 169V170H222ZM20 170V169H19ZM110 170V169H109ZM108 170V171H109ZM150 170V169H149ZM219 170V169H218ZM57 171H59V170H57ZM57 171H56V173H57ZM66 171V172H68V173H66V174H64V172ZM100 171V170H99ZM110 171H113V169H111ZM119 171H120V169H119ZM62 172H63V175H62ZM115 172V171H114ZM148 172H150V171H148ZM53 173V172H52ZM54 173H55V171H54ZM56 173L55 174H52V176L53 175H56ZM69 173H70V175H69ZM96 173H98V172H96L95 171V174ZM100 174H98L99 176H102V177H99V178H97L98 180H102V178H104L103 177V175H101V173L102 172H99ZM111 173V172H110ZM153 173V172H152ZM159 174H162L161 172H158ZM158 173H153L155 176L154 177H156L155 179H158L157 181L159 182V184L160 183H164L165 181H166V179L164 178V175L162 174V176L161 175H158ZM48 174H50V172H48ZM58 174H57V177H58ZM72 174V175H71ZM79 174H80V172H79ZM82 174V173H81ZM112 174L113 175H115L116 176V174H119V173H117L116 172V174H114V173H111V176H112ZM146 174H149V173H146ZM152 174V175H153ZM45 175V174H44ZM98 175L96 176V175H94V177L96 176V177H98ZM150 175H151V173H150ZM151 175V176H152ZM47 175H45V179L47 180H49V177L47 176ZM50 176V175H49ZM70 176V177H69ZM76 176H78L79 178H77ZM148 176V175H147ZM55 177V176H54ZM65 177V176H64ZM64 177H63V180L65 181H68V179L65 177V179H64ZM72 177V178H71ZM119 177V176H118ZM41 178V177H40ZM52 178V177H51ZM59 178V177H58ZM77 178V179H76ZM101 178V179H100ZM115 178L116 177H114V181H115ZM120 178V177H119ZM135 178H136V176H135ZM152 178H153V176H152ZM43 179H44V177H43ZM53 179V178H52ZM55 179V178H54ZM53 179V180H54ZM78 179H80L79 181H78ZM134 178H132L131 180H133ZM0 180H2L1 182H0V184H2L3 183V179H0ZM41 181H42V179H40ZM51 180V179H50ZM56 180V179H55ZM61 181V180H60ZM59 181V182H60ZM66 181H65V183L63 182V184H65L63 187H69V185H70V188H71V186H73V189L75 190V188H77L76 187V184H75V186H74V184L73 185H71V182H70V184L67 186L66 185ZM80 181V182H81ZM102 181H104V180H102ZM5 182V181H4ZM47 182H49V181H47ZM132 182H134V181H132ZM32 183V182H31ZM42 183V182H41ZM51 183H53V182H51ZM55 183H56V181H55ZM61 183V182H60ZM67 183H69V181L67 182ZM104 183V182H103ZM43 184V183H42ZM45 184L48 186L49 184H47L46 182H45ZM165 184H166V182H165ZM165 184H162V186L163 185H165ZM27 186H25L26 188L27 187H32V186H28L29 184H26ZM45 185V186H46ZM161 185V184H160ZM1 186V185H0ZM45 186L43 187V185H42V188L44 189L43 190V193L45 194V192L44 191H46L47 190V188H46V190H45ZM46 186V187H47ZM58 186V185H57ZM60 186V185H59ZM58 186V187H59ZM115 186H117L116 184H115ZM5 187V186H4ZM22 187H24V186H22ZM36 186H34V188H35ZM39 187H41L40 185H39ZM61 187V186H60ZM62 187V188H63ZM2 188V187H1ZM25 188V190H29V188H27L26 189ZM42 188H41V191H42ZM49 188H51V187H49ZM53 188V187H52ZM51 188V189H52ZM56 188V187H55ZM81 188V187H80ZM33 189V188H32ZM32 189L31 190H29V194L30 195H28V194H26V195H28V196H31L32 195V193H31V191H32ZM35 189H37V187L35 188ZM35 189H33V193H35L34 195H36V193H39V191H37V190H35ZM57 189V188H56ZM61 189V188H60ZM64 189H66V188H64ZM64 189H63V191H64ZM49 190V189H48ZM54 190V189H53ZM69 190V192L71 191V189H68ZM77 190V189H76ZM75 190V192H77ZM24 191V190H23ZM36 191V192H35ZM40 191V192H41ZM55 191H57V190H55ZM62 191V189H61V192L62 193H64ZM81 198L82 199H86L87 198V193H86V195H85V193H84V196L82 197V188H81ZM118 192V191H117ZM14 193L16 194V192L14 191ZM20 193V192H19ZM23 193V192H22ZM26 193H28V191L26 192ZM47 193H49V191L47 192ZM58 193H60V192H58ZM58 193H57V195H58ZM257 193L259 194V195H261V194H264V185H262V186H260L259 187V189H257ZM21 194V193H20ZM24 194V193H23ZM42 194V193H41ZM50 194H51V191H50ZM53 194V193H52ZM51 194V195H52ZM55 194V193H54ZM69 194V193H68ZM67 194V195H68ZM106 194V193H105ZM47 194H45V196H46ZM106 195H108V196H105L104 197V199L105 200H107V202H109L110 200H111V202H112V200L114 201V199L116 200V199H118V198H115V196H113V195H110L109 196V193H107ZM114 195H115V193H114ZM14 196V195H13ZM12 195H11V197L10 198H12L13 197ZM38 196V195H37ZM40 196V195H39ZM44 196V197H45ZM48 196H50V195H48ZM59 196V195H58ZM60 196H61V194H60ZM119 196V195H118ZM52 197V196H51ZM56 197V196H55ZM64 197H66V196H64ZM69 198H67L68 200L67 201H65L64 203H63V201H62V203L63 204H65V206L67 207V208H69L70 207V205H71V207H70V209L73 207H77V205L79 206V203L81 204L83 201H82V199L80 198H78L76 195H75V193L74 192H71V194H69V196H68ZM117 197V196H116ZM6 198V197H5ZM21 197H18V200L17 201H15V205L16 206H18L17 205V203L16 202H18V201H20L19 199H20ZM34 198V197H33ZM38 198H40V197H38ZM54 198V197H53ZM58 198V197H57ZM56 198V199H57ZM60 198V197H59ZM58 198V199H59ZM63 198V197H62ZM78 198V199H77ZM24 199V201L25 200H27L28 198H23ZM23 199L21 200L22 202H23ZM41 199V198H40ZM51 200H52V198H50ZM5 200H7V199H5ZM16 200V199H15ZM30 199H28V201H29ZM35 200H37L36 198H35ZM34 200V201H35ZM39 200V199H38ZM46 200H47V197H46ZM46 200H44L42 203H43V205L45 204V202H46ZM49 200V199H48ZM62 200V199H61ZM61 200H59V201H61ZM79 200H81L82 202H79ZM105 200H104V202H105ZM13 201V200H12ZM20 201V204L22 203ZM59 201H57L58 203H59ZM242 201H243V199L241 200V211H240V213H236V210H235V208H234V210L232 209L234 206L232 205V207H228L229 208V211L230 210H233L237 215H239L238 217H237V220H236V217H234L233 219H235L237 222H239L240 224H238L236 221H234V220H226V221H228L229 223H231L232 221L234 222H232L231 224L233 225V227L234 228H236L237 226H239V228H238V230L240 231V232H238V235H242L243 233L244 234H246V236H245V238L247 237V234H248V238H249V234H250V237L252 238V239H255L256 240V238L258 237V239L257 240H260V238H262L261 236H259V234H261L262 235V233L264 232V231H260L261 230V228L258 230L259 232H257V230H256V228L258 229V227L256 226V228H254L255 226H253V224L252 223H247L246 222V220L244 219V216H243V212H244V204L242 203ZM26 202V201H25ZM40 202V201H39ZM51 201H49L48 203H50ZM56 202V203H57ZM2 203H6V202H2ZM9 204H10V202H8ZM24 203V202H23ZM28 203H31V201H29ZM32 203H34V204H31L32 205V207L34 206V207H36L35 206V202H33L32 201ZM12 204H14V203H12ZM25 205H28V204H26V203H24ZM36 204H38L37 206H38V208H40L39 207V205H41V207L42 208H45V206H42V204L41 203H38V201L36 202ZM47 204V203H46ZM51 204V203H50ZM22 205V204H21ZM30 205V206H31ZM61 205V204H60ZM68 205V206H67ZM226 205V204H225ZM231 205H229V206H231ZM9 206V205H8ZM59 206V205H58ZM62 206V205H61ZM65 206H64V208H65ZM226 206H228V205H226ZM25 207V206H24ZM29 206H27V208H28ZM55 207V206H54ZM57 207V206H56ZM8 208H11V206H9ZM26 208V209H27ZM37 207H36V209H38ZM51 208H53V207H51ZM58 208V207H57ZM63 208V209H64ZM66 208V209H67ZM231 208V209H230ZM256 208V207H255ZM255 208L253 207V210H252V207H248V210H249V212H251L252 213V211L254 212V210H255ZM23 209V208H22ZM25 209V208H24ZM23 209V210H24ZM29 209H31V210H33L31 207H29ZM49 209V208H48ZM59 209H60V207H59ZM62 209V208H61ZM66 209H64V210H66ZM12 210V209H11ZM38 210H42V209H38ZM36 211V210H34V212H28V213H26V214H18L20 211H19V209L17 210V211H15L14 213H15V215H14V213L11 215V216H9V215H3V217H5V219H4V221H5V225H4V227H5V229L7 228V231H5V234L7 233V234H10V235H8V237L9 236H11V235H14V236H12V237H9L8 239H9V241L12 243V241H14V238L16 237L17 238V240L15 239V242H16V244L18 243V241H19V239H21V241L22 242H20L21 244L18 246V247H20V246H22V248L27 244V242L29 241V239H30V237L31 236H35V235H42V234H58V235H60L62 238H63V240H64V243H65V246H64V261L67 263H73V261H74V259H71V257H72V255H75L74 253H78V252H80L81 254L84 252V251H86L87 252V250L89 251L90 250V247L92 248V249H94L96 246H94V245H98V247L99 248H101L102 247V245H104L103 243H101V242H105V244H112L113 242H114V239L116 238V239H118L117 237H118V235H117V237H115L114 235H113V232H112V234L110 233V230L109 231H107V230H105L104 228V226H103V221H106V220H108V218L110 217V215H107V214H100V215H96L95 213H92V212H86L85 214H83V215H79V216H72V215H69V214H62L61 212L59 213V212H50V211ZM19 211V212H18ZM22 211V210H21ZM29 211V210H28ZM232 211V212H233ZM18 212V213H17ZM24 212V211H23ZM27 212V211H26ZM231 212V211H230ZM234 212H233V215H236V214H234ZM232 215V214H231ZM117 216V215H116ZM118 217V216H117ZM233 217V216H232ZM112 220L114 221V223H117L116 222V220H115V215H113L112 217ZM153 218H155V219H153ZM156 218H157V216L156 217H152V218H149L150 219V221L152 222V224H154V221H159V220H156ZM119 219V218H118ZM149 219H148V221L147 222H150L149 221ZM152 219H153V221H152ZM157 219H159V217L157 218ZM225 221V222H226ZM151 222H150V224H151ZM156 222V223H157ZM227 222V223H228ZM156 223H155V225H156ZM224 223V222H223ZM236 223L238 224V225H236ZM159 224H161L160 222H159ZM116 225V224H115ZM152 225L153 226V229H154V233H159L160 232V230H161V228L159 229L158 228V225ZM230 225V224H229ZM232 225H230L231 227H232ZM235 225H236V227H235ZM240 225L243 227V229H245V232H246V230H247V232L249 231V233H245L244 231H243V229H241L242 227H240ZM160 226V225H159ZM225 226V225H224ZM224 226H223V229H225L224 228ZM228 225L226 224V226L225 227H227ZM229 226V227H230ZM244 226H250V228L252 229V230H254V231H252V230H249L250 228H247V227H245L244 228ZM228 228L227 227V229H226V232L228 233V231L230 232V233H233L234 231V233H233V235L231 234L230 235V233H226L225 232V230L224 231H222L224 234H226V235H228V237L226 238V236H222V237H224L225 239H227V241H228V238L230 239V237H231V239H232V241H235V239H233V238H238L239 236L238 235H234L235 233L237 234V232H236V230H234V228ZM157 228V230L159 231V232H157V230H155ZM247 228V229H246ZM232 229L233 230V232H231L230 230ZM241 229V230H240ZM115 231V230H114ZM126 231V230H125ZM156 231V232H155ZM179 230H177V233H175V234H178L177 236H179L180 237V235L182 234L184 237L183 238H186V236L187 235H184L182 232L180 233V231L178 232ZM250 231H251V233H250ZM116 232V231H115ZM128 232H130V233H132V235L129 233V234H124V235H127V237H131L130 238V243H131V239H132V241H133V238L135 237H133V235H135V234H133L134 232H132V231H127V233ZM171 232H173V231H171ZM170 232V233H171ZM174 232H176L175 230H174ZM173 232V233H174ZM124 233V232H123ZM126 233V232H125ZM173 233H171V235L173 236ZM252 233H253V236H251L252 235ZM116 234V233H115ZM128 235H131V236H128ZM158 235V234H157ZM168 235H169V233H168ZM168 235H167V237H168ZM169 236L168 238H170V237H172V236ZM182 235H181V237H182ZM7 236V235H6ZM176 236V235H175ZM177 236H176V238L174 237H172V238H170V239H181V237L180 238H177ZM233 236V237H232ZM235 236H237V237H235ZM255 236V237H254ZM14 237V238H13ZM115 237V238H114ZM254 237V238H253ZM11 238V239H10ZM19 238V239H18ZM114 238V239H113ZM126 238V237H125ZM182 238V239H183ZM188 238V237H187ZM224 238H223V240H222V243H223V241H224ZM244 238V235L242 236V239H245ZM7 239V238H6ZM116 239H115V242H116ZM129 239V238H128ZM239 239V238H238ZM238 239H237V241H238ZM242 239H241V237H240V239H239V241H242ZM262 240V239H261ZM108 241H109V243H108ZM125 241H126V243L128 242L127 241V238L125 239ZM187 241V240H186ZM213 241V240H212ZM227 241H225V243H227ZM228 242L227 244H226V246L224 245H221V246H223V247H219L220 249H222V252L224 253V249H225V254H224V259H225V263L224 264H235L236 263V261H237V257H238V255H239V253H238V255H236V252H239V251H235V247L238 245V248H239V241H238V243H237V241H235L236 243H234V242ZM249 241H250V238H249ZM192 242H195V241H192ZM197 242V241H196ZM209 242V243H208ZM208 242H205L206 243V245L207 244H210L211 246L213 245V244H211L210 243V241H208ZM14 243V242H13ZM12 243V244H13ZM22 243H23V245H22ZM188 243V242H187ZM213 243V242H212ZM7 244H8V242H7ZM7 244H5V245H7ZM15 244V243H14ZM119 244V243H118ZM117 244V246L119 247V245ZM125 244V243H124ZM129 244V243H128ZM189 244V243H188ZM193 244V243H192ZM9 245V244H8ZM7 245V246H8ZM11 245V244H10ZM93 245V246H92ZM131 244H129V246H130ZM186 245V244H185ZM194 245H197V246H195V248L197 249V247H199L198 246V244L196 243H194ZM194 245H193V247H194ZM205 245V244H204ZM205 245V246H206ZM11 246H13V247H11V249H13V248H15V252L16 253H14V252H12L10 249H9V251H10V253L11 254H9V256H10V258L12 257V255H13V257H14V255L15 256H17L18 257V259H19V255H22V254H19V253H23V250L21 249V247H20V249H17L18 250V254H17V251H16V247H14L15 245H11ZM28 246V245H27ZM123 246H125V245H123ZM122 246V247H123ZM189 246V245H188ZM187 245H186V247H188ZM201 246H203V245H201ZM205 246H204V248H205ZM211 246H210V248H211ZM126 247L129 249V247L126 245ZM183 247H184V245H183ZM207 247H209L208 245H207ZM10 248V247H9ZM89 248V249H88ZM98 248V249H99ZM189 248V247H188ZM203 248V247H202ZM201 247H200V249H202ZM209 248V249H210ZM213 248H215L214 246L212 247V249ZM237 248V247H236ZM238 248H237V250H238ZM186 249V248H185ZM191 249V248H190ZM199 249V248H198ZM197 249V250H198ZM233 249H234V251H233ZM19 250H22V252L21 251H19ZM124 250H125V248H124ZM189 250V249H188ZM187 250V251H188ZM195 250V249H194ZM206 249H204V250H202V251H205ZM228 250V251H227ZM5 251H6V249H5ZM231 251V252H230ZM232 251H233V253H234V256L232 255L233 253H232ZM8 252V251H7ZM74 252V253H73ZM230 252V253H229ZM9 253V252H8ZM13 253V254H12ZM73 253V254H72ZM85 253V252H84ZM223 253H222V256H223ZM241 253V252H240ZM24 254V253H23ZM79 254V253H78ZM77 254V255H78ZM228 255H232V256H228ZM21 258L23 257V255L22 256H20ZM229 257H236V258H233L234 260L233 261H235V263H233V261L231 260V258H229ZM24 258V257H23ZM222 258V257H221ZM15 259V258H14ZM72 261V262H71ZM76 261V260H75ZM77 262V261H76ZM80 262V261H79ZM224 262V261H223ZM223 262H222V264H223ZM74 264H81V262L80 263H75L74 262Z\"/></svg>",
  "mask_w": 264,
  "mask_h": 264
}]
</instances>
